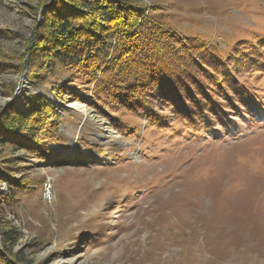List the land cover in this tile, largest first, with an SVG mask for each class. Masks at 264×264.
Masks as SVG:
<instances>
[{"label": "rangeland", "instance_id": "374dc122", "mask_svg": "<svg viewBox=\"0 0 264 264\" xmlns=\"http://www.w3.org/2000/svg\"><path fill=\"white\" fill-rule=\"evenodd\" d=\"M53 1L0 0V116L40 94L59 117L46 160L0 138V175L4 162L32 183L0 198V244L4 223L19 264H264V0H128L156 9L190 47L250 62L227 71L229 84L218 77L211 104L195 92L197 108L147 96L156 123L131 103L101 110L80 74L43 83L22 72L41 4ZM64 80L75 93H51Z\"/></svg>", "mask_w": 264, "mask_h": 264}, {"label": "trees", "instance_id": "16d2710c", "mask_svg": "<svg viewBox=\"0 0 264 264\" xmlns=\"http://www.w3.org/2000/svg\"><path fill=\"white\" fill-rule=\"evenodd\" d=\"M41 6L42 22L31 32L20 58L22 72L27 70L29 76L43 83L49 81L50 74H59L62 70L66 76L87 77L93 86V98L98 100L95 103L101 110L120 102L131 103L148 121L156 123L147 96L150 102L151 99L157 101L158 97H180L197 108L195 92L211 104L207 90L215 91L214 87L221 81L218 77L229 84L232 72L227 71L250 63L239 64L244 52L239 55L233 52L222 62L218 50L209 45L199 42L190 47L164 24L161 14L146 3L54 0L50 5L42 3ZM201 54L219 62L209 63ZM193 71L201 81L194 78ZM68 82L50 85L51 93L74 94ZM203 82L208 83L205 91H201ZM24 106L27 112L12 105L0 116V138L40 159L51 158L58 152L53 145L59 134L56 107L40 94L29 96ZM1 165L0 179H4L8 187L6 192H0V198L8 203L16 199L17 191L32 183L21 176L15 178L17 171L11 170L9 164ZM5 225L1 224L4 238L0 244V264H19L21 258L6 244L14 240L11 228Z\"/></svg>", "mask_w": 264, "mask_h": 264}, {"label": "bare ground", "instance_id": "6f19581e", "mask_svg": "<svg viewBox=\"0 0 264 264\" xmlns=\"http://www.w3.org/2000/svg\"><path fill=\"white\" fill-rule=\"evenodd\" d=\"M47 194V193H46ZM49 195V194H48ZM46 197H48V196H46ZM49 197H50V195H49Z\"/></svg>", "mask_w": 264, "mask_h": 264}]
</instances>
